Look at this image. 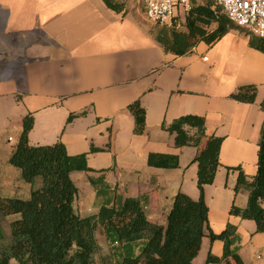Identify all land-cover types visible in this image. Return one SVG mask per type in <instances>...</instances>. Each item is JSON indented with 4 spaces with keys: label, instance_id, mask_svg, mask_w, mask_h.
Masks as SVG:
<instances>
[{
    "label": "crops",
    "instance_id": "obj_1",
    "mask_svg": "<svg viewBox=\"0 0 264 264\" xmlns=\"http://www.w3.org/2000/svg\"><path fill=\"white\" fill-rule=\"evenodd\" d=\"M110 1L115 7L105 0H0V197L30 196L31 184L10 157L23 118L32 114L31 145L60 141L71 155L86 153L91 171L71 172L78 214H96L105 202L139 197L148 218L166 224L179 191L199 197L193 162L199 148L177 146L162 124L202 115L207 135L222 138L215 180L204 189L210 229L219 233L228 223L235 225L243 261L264 264V232L254 220L230 214L233 203L245 207L248 201L247 192L235 193L239 173L234 168L251 177L258 170L264 51L250 43L253 34L235 25L215 43L201 42L176 55L158 40L159 32L169 29L148 18L142 0ZM247 84L257 87L254 102L232 97ZM136 100L146 111L141 134L135 133L128 108ZM152 152L177 154L180 164L151 166ZM91 178L99 181V192ZM208 231L197 264H206L209 254H223V241L211 240ZM99 241L108 252L104 236Z\"/></svg>",
    "mask_w": 264,
    "mask_h": 264
},
{
    "label": "trees",
    "instance_id": "obj_2",
    "mask_svg": "<svg viewBox=\"0 0 264 264\" xmlns=\"http://www.w3.org/2000/svg\"><path fill=\"white\" fill-rule=\"evenodd\" d=\"M109 6L115 7L110 0ZM235 24L208 0L194 7L186 15L181 30H161L158 40L165 50L176 55L190 52L199 43L213 44ZM250 43L264 51V38L251 35ZM257 87L240 86L232 97L243 102H254ZM264 111V99L261 102ZM135 118L134 131L141 134L146 127V111L139 100L129 104ZM75 115L71 114L68 121ZM34 117L23 118L22 132L10 157V162L21 171L23 180L31 184L28 198L0 197V264H197L203 236L224 243L221 257L209 254L206 264H246L240 253V235L230 223L219 233L209 226V207L204 189L215 180L220 165L222 138L206 133L205 117L186 114L172 122H163V129L174 135L177 146L199 148L193 162L198 164V199L179 191L168 213L166 224L152 222L139 197H126L121 202H105L96 214L81 216L75 210L78 188L71 179L74 170L91 171L86 153L71 155L58 141L47 145H31L29 133ZM204 143V144H203ZM203 144V145H202ZM95 146L92 150H98ZM151 166L176 168L179 156L152 152ZM235 193L247 192L245 207L232 204L230 214L252 219L257 231L264 232V122L258 150V170L248 176L240 167ZM99 192L100 183L91 178ZM15 216L7 220L8 216ZM8 222V232L4 225ZM102 235L109 243L103 252L99 241Z\"/></svg>",
    "mask_w": 264,
    "mask_h": 264
},
{
    "label": "built area",
    "instance_id": "obj_3",
    "mask_svg": "<svg viewBox=\"0 0 264 264\" xmlns=\"http://www.w3.org/2000/svg\"><path fill=\"white\" fill-rule=\"evenodd\" d=\"M232 23L264 38V0H211ZM148 18L168 29L184 28L194 0H142ZM206 58V57H205ZM12 140V137H9Z\"/></svg>",
    "mask_w": 264,
    "mask_h": 264
},
{
    "label": "rangeland",
    "instance_id": "obj_4",
    "mask_svg": "<svg viewBox=\"0 0 264 264\" xmlns=\"http://www.w3.org/2000/svg\"><path fill=\"white\" fill-rule=\"evenodd\" d=\"M201 1V0H200ZM203 2H206V1H208V0H202ZM217 7V9L221 12V13H223V11H222V8L221 7H219V6H216ZM169 30H172V29H169Z\"/></svg>",
    "mask_w": 264,
    "mask_h": 264
}]
</instances>
